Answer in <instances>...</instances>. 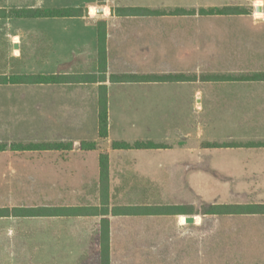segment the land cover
<instances>
[{"label":"crops","instance_id":"1","mask_svg":"<svg viewBox=\"0 0 264 264\" xmlns=\"http://www.w3.org/2000/svg\"><path fill=\"white\" fill-rule=\"evenodd\" d=\"M58 9L83 13H12ZM125 9L134 11L118 12ZM22 57L38 66L36 75L70 78L14 84ZM0 78V113L8 106L10 120L18 85L36 89L42 144L60 146L42 150L39 182H29L40 186L38 205L29 203L33 176L25 177L24 162L12 148L0 149V210L42 209L0 217V264H103L105 228L109 264H264V214L202 211L264 205V0H0ZM102 89L106 138L99 132ZM199 120L211 123L202 128ZM8 130L3 136H12ZM64 143L70 148L61 149ZM188 153L213 170L203 173L213 185L231 180L233 203L188 204Z\"/></svg>","mask_w":264,"mask_h":264},{"label":"rangeland","instance_id":"2","mask_svg":"<svg viewBox=\"0 0 264 264\" xmlns=\"http://www.w3.org/2000/svg\"><path fill=\"white\" fill-rule=\"evenodd\" d=\"M191 0H188V3ZM19 15V12L17 13ZM22 14V13H20ZM23 16V15H21ZM19 16V17H21ZM32 59V58H31ZM25 60V63H24ZM31 60L25 57H22L21 59H18L16 63V74L13 75L11 78H14L15 76H32L39 74L38 73V66L36 64H32L30 62ZM26 88V89H25ZM21 87L18 85L17 89V103L15 106H11V118L9 119L8 116V106H2L1 108V142L0 146L2 147H10L13 149L12 155L16 156V161L20 164H23L24 162L26 170H25V177L27 176H33L32 178L26 180L27 187H30L31 196L33 198L32 201H29L32 205H38L41 203L39 200L40 196V186L39 184H29V182H39L37 178L40 177V162H41V156H42V150L39 151H32L30 150V147L37 148V146H42V137H41V119H40V103H39V93L36 92V89H30L28 87ZM22 96H25L27 101H23L21 98ZM37 98V101L35 102V98ZM192 110H190V106H188V119L191 117L190 114ZM194 115H199V112L195 111ZM207 109L203 113L206 114ZM197 115V116H198ZM211 123L210 121H202L199 120L195 123V125H201L200 127L204 128L207 124L209 125ZM10 125V126H9ZM8 129H10V132L12 136H3L5 133H8ZM18 147V148H16ZM22 147V148H20ZM27 148L29 150H21ZM103 147V146H102ZM63 150L69 149V144H61V149ZM83 148L90 149V148H96L94 144L92 143H86L84 144ZM20 149V150H19ZM60 149V148H58ZM104 149V148H101ZM194 149H200V148H194ZM212 148H210L211 150ZM199 151V150H198ZM220 152H224L222 150H219ZM210 155L216 156L217 152L213 150L210 151ZM62 155H66L67 152L64 151V153H61ZM68 155V154H67ZM208 155V156H210ZM219 155V154H218ZM200 157V154L194 153L193 155L188 153V204H192L195 207L197 206L198 210L202 209L199 207L211 205L213 203H216L218 205H228L227 203H233L231 202V194L229 192L232 189L231 180L224 179L225 185H213L212 180H208L206 176L203 173H209L212 174L213 170H210L208 166L206 165V162H200L198 161V158ZM192 162V163H190ZM231 171V166L224 167ZM225 170V169H224ZM232 172V171H231ZM218 173V172H217ZM215 174L218 177L223 178L222 176H226L229 173H218ZM18 176V174H17ZM10 177V176H9ZM204 177L201 180H198L199 178ZM34 180V181H33ZM196 182V184H193ZM25 186V185H23ZM22 187V186H21ZM259 187V186H258ZM257 191V189H256ZM219 192V193H218ZM258 192V191H257ZM34 193V194H33ZM20 203H27L24 200H21ZM204 203V204H203Z\"/></svg>","mask_w":264,"mask_h":264},{"label":"trees","instance_id":"3","mask_svg":"<svg viewBox=\"0 0 264 264\" xmlns=\"http://www.w3.org/2000/svg\"><path fill=\"white\" fill-rule=\"evenodd\" d=\"M100 2H104L105 0H99ZM134 10H118V12L121 13H130ZM19 12V15L17 14ZM235 11L232 8H225L222 10V13H225L226 15H231ZM16 16L21 17H73L78 16L79 14H82V10L78 9H58L54 10L52 12H41V11H16L12 12ZM22 13V14H20ZM202 13H206L205 10L202 11ZM99 62H100V68L102 69V72H106V64H107V52H106V31L105 29H100L99 32ZM70 77H63V76H51V77H44L40 75H32V76H15L14 78H11V82L14 84H41V83H47V82H61L66 79H69ZM5 78H0L1 82L6 81ZM90 80H92V77H89ZM113 82H132L138 80L137 77H130V76H113L111 78ZM107 95L106 91L102 89L100 94V115H99V122H100V137L106 138L108 134V107H107ZM60 147L59 145H42L37 146V148L30 147V150L32 151H39L43 148V150H52ZM135 148H144L149 147L147 144H136L134 146ZM4 147L0 146V149H3ZM13 148V147H12ZM18 148V147H16ZM22 148V147H20ZM113 148H130V146L126 144H119L114 143ZM20 150V149H19ZM21 150H29L24 147V149ZM101 166V179L102 182H105L108 177V159L105 156L101 157L100 161ZM41 208H31V209H22V208H15L12 211L8 209H2L0 210V217H7L10 214H13L17 217L22 216H39L41 213ZM188 210H192V208H189ZM244 210L247 212L257 213V214H264V205L261 206H250V207H239V206H212V207H205L202 209V211L205 214H232L234 212ZM67 212L68 214L74 213L73 210H63ZM103 238L105 241V244H103L102 248V263L103 264H109V247H108V230L105 228L103 230Z\"/></svg>","mask_w":264,"mask_h":264},{"label":"water","instance_id":"4","mask_svg":"<svg viewBox=\"0 0 264 264\" xmlns=\"http://www.w3.org/2000/svg\"><path fill=\"white\" fill-rule=\"evenodd\" d=\"M258 11H261V9H258ZM98 13L102 14L103 12H102V10H99ZM16 47H17V46H16Z\"/></svg>","mask_w":264,"mask_h":264}]
</instances>
